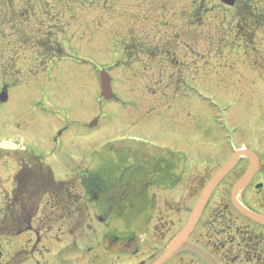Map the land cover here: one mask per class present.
<instances>
[{"label": "rangeland", "instance_id": "rangeland-1", "mask_svg": "<svg viewBox=\"0 0 264 264\" xmlns=\"http://www.w3.org/2000/svg\"><path fill=\"white\" fill-rule=\"evenodd\" d=\"M250 4L249 19L238 1L0 0V91L9 86L0 141L29 150H0L4 234L14 230L4 213L12 177L26 167L20 155L28 162L41 156L64 184L40 200L35 233L9 239L7 252L35 241L20 264H150L187 217L204 178L235 147L257 151L264 164V0ZM100 70L110 74L115 99L101 96ZM118 150L131 154L130 165L146 159L134 169L146 178L147 160H167L164 182L148 184L136 218L103 219L80 175L116 159ZM245 166L240 158L215 189L207 218L239 217L230 192ZM259 193L245 188L240 199L264 205ZM214 226L211 243L223 246L225 233L215 231L227 225Z\"/></svg>", "mask_w": 264, "mask_h": 264}, {"label": "trees", "instance_id": "trees-1", "mask_svg": "<svg viewBox=\"0 0 264 264\" xmlns=\"http://www.w3.org/2000/svg\"><path fill=\"white\" fill-rule=\"evenodd\" d=\"M238 3L243 15H248L249 19L255 17L250 2L241 0ZM6 85L4 86L8 87ZM126 152L118 150L116 160H107L97 170L89 173L83 172L80 175L88 201L99 208L103 217L114 215L113 217L135 218L139 216L145 211L147 205L145 196L148 184L159 183L162 180L164 182L161 176L164 173L162 167H165L166 161L158 157L147 160V166L151 169L146 172L149 175L146 178L142 176L143 171H134L135 168L139 169L141 161H146V159L135 157L134 164L130 165L128 160L131 154L128 155ZM29 164L31 168L28 165L26 167L21 165L15 177L13 197L4 217L6 220H11L13 224L17 222L20 231L34 217L41 198L45 194L54 195L58 188H63L64 185L53 181L51 173L39 158L36 157L34 162ZM156 164L157 167H155ZM29 169L33 173L32 177H30ZM111 193H114L113 197H108L107 195Z\"/></svg>", "mask_w": 264, "mask_h": 264}, {"label": "flooded vegetation", "instance_id": "flooded-vegetation-1", "mask_svg": "<svg viewBox=\"0 0 264 264\" xmlns=\"http://www.w3.org/2000/svg\"><path fill=\"white\" fill-rule=\"evenodd\" d=\"M261 163L263 164L262 161ZM247 167L248 160H246V166L243 173L245 172ZM263 172L264 164L263 168L259 169L255 173L247 188H253L262 193L264 190V177H262L261 179L259 177H261V174ZM203 182L204 185H206L207 177L204 178ZM257 185H262V187L258 189L256 188ZM200 192H195L193 196V198H195L193 206L190 207L189 205L186 207L184 211L185 213L189 211V213L186 218L183 217V219L178 222V225L176 226V230L172 237L181 230V228L187 221ZM208 204L209 201H206L200 218L198 219L195 227L188 236V241L202 248L206 253L208 252L214 258L217 264H264V226L246 218L238 212L237 213L239 217L234 221L232 219L226 218L228 214L225 213L218 215L216 218L214 216H211V219H209L210 216H208L209 218H207ZM246 206L252 211H255L264 216V205H260L259 203L258 206ZM217 222H224V224L226 223L227 225L226 227H221L219 230L215 231L218 234L225 233L221 238L225 242L223 246L222 244H215V242L211 243V241L213 240L211 239L210 230L215 227L214 225ZM4 223V220H0V264H20V257L22 256V254L29 255L30 252L33 251L31 250V248L35 247L36 242L30 241L28 244H24L18 249L14 248L10 253L7 252L5 249V243H7L9 239L14 238L20 233L17 232L15 234L5 235L3 232ZM32 228L33 227L27 229L25 232H32L34 234L35 232ZM221 239L219 240L220 243ZM7 245L9 244L7 243ZM29 246H31V248H29ZM43 250H45L44 247H39L36 251L38 254H42L44 252ZM171 261H173L174 264H207V262L202 258L187 250L178 252ZM25 262H22V264H24Z\"/></svg>", "mask_w": 264, "mask_h": 264}, {"label": "water", "instance_id": "water-1", "mask_svg": "<svg viewBox=\"0 0 264 264\" xmlns=\"http://www.w3.org/2000/svg\"><path fill=\"white\" fill-rule=\"evenodd\" d=\"M223 3L227 5H233L235 0H221ZM100 80H101V89L102 95L105 99H110L114 96L110 86V76L106 71L100 72ZM7 99V93H0V100L4 101ZM96 122L93 121L90 125H94ZM0 147L8 148V149H16L17 145L12 142H1ZM247 156L250 159V167L247 172L238 180V182L234 185L231 191V202L233 206L246 217L264 225V217L253 213L252 211L245 208L241 202L238 200L239 193L248 185L251 180V177L259 167V158L256 153L249 150H236L234 155L229 159V161L210 179V181L205 186L202 191L191 215L183 227V229L170 241L164 254L156 260L153 264H165L169 260H171L178 252L181 251H191L207 261V264H216L213 258L202 250L199 247H196L188 242L187 238L190 231L193 229L195 223L197 222L203 207L208 200L209 196L217 186V184L221 181V179L229 172L232 168L236 160L239 156Z\"/></svg>", "mask_w": 264, "mask_h": 264}]
</instances>
